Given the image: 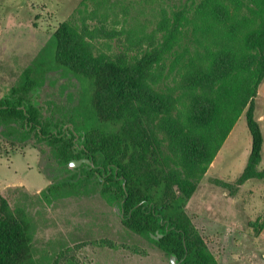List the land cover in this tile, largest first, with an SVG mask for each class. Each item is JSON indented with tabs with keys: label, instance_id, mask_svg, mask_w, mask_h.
Returning a JSON list of instances; mask_svg holds the SVG:
<instances>
[{
	"label": "trees",
	"instance_id": "16d2710c",
	"mask_svg": "<svg viewBox=\"0 0 264 264\" xmlns=\"http://www.w3.org/2000/svg\"><path fill=\"white\" fill-rule=\"evenodd\" d=\"M144 3L81 0L44 46L80 82L78 100L43 117L27 96L34 84L27 75L0 99V128L19 141L33 133L70 173L40 191L46 201L99 193L121 211L125 228L179 264H218L181 201L243 112L251 137L244 173L264 177L255 172L263 136L254 116L264 0ZM177 69L179 83L163 84ZM44 71L33 65V79ZM81 158L91 163L68 168ZM163 182L175 183L180 196L160 192ZM32 238L26 212L0 193V264H31Z\"/></svg>",
	"mask_w": 264,
	"mask_h": 264
},
{
	"label": "rangeland",
	"instance_id": "374dc122",
	"mask_svg": "<svg viewBox=\"0 0 264 264\" xmlns=\"http://www.w3.org/2000/svg\"><path fill=\"white\" fill-rule=\"evenodd\" d=\"M80 1L0 0V99L28 75L27 82L34 84L27 96L43 117H58V107L76 103L80 82L54 63L52 46H44L62 22L74 18ZM169 1L183 0L145 3L166 6ZM35 64L45 68L38 79L31 74ZM180 76L177 69L163 84L179 83ZM254 116L263 136L255 172L264 173V79L254 98ZM250 149L243 112L195 192L181 201L218 264H264V231L258 229L264 219V177L244 173ZM69 174L33 133L19 141L0 128V193L32 222L31 264H173L152 241L125 228L121 211L99 193L43 199L42 189ZM157 191L170 199L180 196L175 183L163 182Z\"/></svg>",
	"mask_w": 264,
	"mask_h": 264
},
{
	"label": "water",
	"instance_id": "95a60500",
	"mask_svg": "<svg viewBox=\"0 0 264 264\" xmlns=\"http://www.w3.org/2000/svg\"><path fill=\"white\" fill-rule=\"evenodd\" d=\"M81 162L91 163L89 159H87V158H82V159H79V160H71V161L69 162V166H71V167H73V166H77V165H79ZM170 259H171V262H172L173 264H178V263H176V262L174 261V260H175V256H174V255L171 256Z\"/></svg>",
	"mask_w": 264,
	"mask_h": 264
},
{
	"label": "flooded vegetation",
	"instance_id": "af4514ba",
	"mask_svg": "<svg viewBox=\"0 0 264 264\" xmlns=\"http://www.w3.org/2000/svg\"><path fill=\"white\" fill-rule=\"evenodd\" d=\"M81 159H82V158H81ZM81 163H82V162H81ZM81 163H80V164H81ZM84 163H85V162H84ZM80 164H79V165H80ZM77 166H78V165H77ZM73 167H75V166H73ZM172 256H173V255H172ZM170 257H171V256H170ZM175 259H176V256H175ZM170 260H171V259H170ZM177 260H178V259H177ZM179 262H180V260H178V262H176V263L179 264Z\"/></svg>",
	"mask_w": 264,
	"mask_h": 264
}]
</instances>
